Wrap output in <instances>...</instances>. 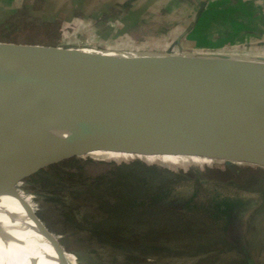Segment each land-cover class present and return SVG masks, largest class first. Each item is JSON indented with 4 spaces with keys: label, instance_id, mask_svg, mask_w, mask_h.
Wrapping results in <instances>:
<instances>
[{
    "label": "water",
    "instance_id": "water-1",
    "mask_svg": "<svg viewBox=\"0 0 264 264\" xmlns=\"http://www.w3.org/2000/svg\"><path fill=\"white\" fill-rule=\"evenodd\" d=\"M166 53L169 59L209 62L212 71L107 51L0 41V137L46 139L40 131L57 124L92 146L172 148L264 166L261 83L254 79L242 89L247 79L214 73L228 67L264 71V54ZM10 153L20 161L15 150ZM10 198L0 175V264H6L4 212ZM247 262L259 264L249 257Z\"/></svg>",
    "mask_w": 264,
    "mask_h": 264
},
{
    "label": "trees",
    "instance_id": "trees-1",
    "mask_svg": "<svg viewBox=\"0 0 264 264\" xmlns=\"http://www.w3.org/2000/svg\"><path fill=\"white\" fill-rule=\"evenodd\" d=\"M1 138L13 143L20 158L14 171L27 176L31 191L55 209L61 224L122 250L123 264H149L148 256L139 253L151 250L207 264L209 253L247 244L250 226L240 211L241 196L224 192L225 183L203 182L160 162L127 155L123 146L100 158L69 144L56 148L41 137ZM139 149L161 159L172 156L160 148ZM240 170V175L248 172ZM251 175V180L262 181L259 174Z\"/></svg>",
    "mask_w": 264,
    "mask_h": 264
},
{
    "label": "rangeland",
    "instance_id": "rangeland-1",
    "mask_svg": "<svg viewBox=\"0 0 264 264\" xmlns=\"http://www.w3.org/2000/svg\"><path fill=\"white\" fill-rule=\"evenodd\" d=\"M160 1L162 0H0V41L45 46L72 42L71 49L85 51L86 49L78 47L87 46L106 51L116 47L159 49L166 52L205 51L192 45L193 41H186L185 36L179 35L176 30H170L168 26L159 27L158 31L152 23L142 22L140 27L134 24L148 19L146 16L150 14H146L147 7L161 11L164 4L158 3ZM127 6L133 9L129 12ZM246 46L252 50L250 53L264 51L261 47L256 48L258 46L252 48ZM244 49L246 48L241 47L237 50ZM43 136L46 139L50 138L47 140L56 148L69 144L100 158H106L115 151L112 147L88 145L79 137L71 135ZM32 137L34 136L24 138ZM12 146L13 143H6L0 137V175L12 196L17 198L24 205L26 212L54 237L67 259L63 260L59 253V264H90V259L91 264H123L122 250L117 251L104 245L88 231L74 234L61 224L55 209L44 203L37 193L31 191V183L26 180L27 176L22 177L12 168V165L20 167V161L11 157L10 150H14ZM125 149L124 153L127 155H138L149 161L160 162L168 168L184 172L189 177L198 176L203 182L210 180L225 183L224 192L228 195L241 196L243 204L240 211L247 217L250 226L246 235L247 244L241 247L232 246L227 252L209 253L211 258L207 260V264H247L248 257L256 259L259 264H264V166L172 148L163 149L172 154L165 156L166 159H161L162 157L152 151L143 152L133 147ZM240 169L248 172L240 175ZM251 173L259 174L262 181L251 180L253 179ZM139 254L148 256L149 264H192L197 259L154 250Z\"/></svg>",
    "mask_w": 264,
    "mask_h": 264
},
{
    "label": "crops",
    "instance_id": "crops-1",
    "mask_svg": "<svg viewBox=\"0 0 264 264\" xmlns=\"http://www.w3.org/2000/svg\"><path fill=\"white\" fill-rule=\"evenodd\" d=\"M158 3L164 4L162 10L147 7L146 14L150 15L139 24L152 23L157 29L168 26L205 51H252L246 45L264 49V0H162ZM132 9L127 6L129 12ZM241 47L246 49L237 50ZM256 52L264 54V51Z\"/></svg>",
    "mask_w": 264,
    "mask_h": 264
},
{
    "label": "bare ground",
    "instance_id": "bare-ground-1",
    "mask_svg": "<svg viewBox=\"0 0 264 264\" xmlns=\"http://www.w3.org/2000/svg\"><path fill=\"white\" fill-rule=\"evenodd\" d=\"M107 53L118 58L165 61L183 66L205 68L212 71V64L209 62L199 59H196L194 61L169 59L167 57L168 55L166 51L159 49L139 50L137 47L114 48L108 50ZM214 73L217 76H224L226 74H230L235 76H241L247 79V84H245L244 86H240V88L242 89L251 88V83L255 79L261 83L264 89V71L261 70L255 72H248L243 67H228L224 69L218 68L214 71ZM40 134H61L64 137H68L69 135L76 137V135L70 129L57 124H50L48 128L40 131ZM10 199L12 202V206L10 209L4 212L8 232V242L5 248L6 264H59V250L54 242V237L47 234L43 230L41 225L26 212L24 205L17 198L12 196V198ZM87 256L90 257L89 255ZM220 258L222 259L223 256ZM91 262L92 261L90 259V264Z\"/></svg>",
    "mask_w": 264,
    "mask_h": 264
},
{
    "label": "built area",
    "instance_id": "built-area-1",
    "mask_svg": "<svg viewBox=\"0 0 264 264\" xmlns=\"http://www.w3.org/2000/svg\"><path fill=\"white\" fill-rule=\"evenodd\" d=\"M72 42H63V43H60L58 45H55V46H59V47H65V48H70V44ZM73 48V47H72ZM78 48H82V49H86V50H89V51H106V50H101V49H96V48H91V47H87V46H80ZM108 51V50H107Z\"/></svg>",
    "mask_w": 264,
    "mask_h": 264
}]
</instances>
